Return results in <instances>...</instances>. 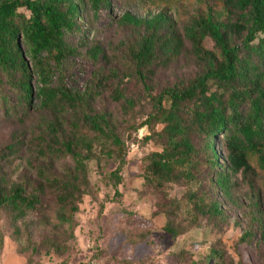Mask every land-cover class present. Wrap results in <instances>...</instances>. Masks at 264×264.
<instances>
[{
	"label": "trees",
	"instance_id": "1",
	"mask_svg": "<svg viewBox=\"0 0 264 264\" xmlns=\"http://www.w3.org/2000/svg\"><path fill=\"white\" fill-rule=\"evenodd\" d=\"M196 1L205 10L186 27L184 38L164 14L145 21L126 15L124 19L143 26L145 34L116 49L123 52L124 71L98 69L81 93L66 80L69 61L82 57L85 49L73 38H83V21L97 22L101 14H110L113 0H0V116L23 123L32 108H42L62 113L75 121L72 129L82 130L64 136L63 125L45 124L35 142L38 155L50 160L49 165L35 167L33 157H21L19 139L0 151V214H7L15 234L27 215L44 211L48 198L57 205V230L72 227L89 189L87 162L97 160L96 140L106 161L118 157L124 165L126 143L117 133L116 120L99 112L97 105L113 87L112 99L134 110L136 101L124 95L126 82L132 80L151 107L141 125L149 127L146 139L162 147L147 159L146 185L156 191L165 185L201 186L204 169L213 189L228 200L239 176L249 185L261 178L264 191V0ZM208 39L212 51L204 49ZM186 42L199 69L191 78L156 91L158 66L176 61ZM84 56L98 66L105 51L96 45ZM157 126L162 129L156 131ZM63 158L73 166L57 170ZM12 159L26 163L35 176L5 173ZM187 199L195 216L222 215L221 204L210 201L204 189L189 190ZM164 231L173 237L182 233L171 222ZM243 240L250 244L254 239L246 235ZM207 260L223 263L224 253L212 250Z\"/></svg>",
	"mask_w": 264,
	"mask_h": 264
},
{
	"label": "rangeland",
	"instance_id": "2",
	"mask_svg": "<svg viewBox=\"0 0 264 264\" xmlns=\"http://www.w3.org/2000/svg\"><path fill=\"white\" fill-rule=\"evenodd\" d=\"M204 10V5L196 0H113L110 14H101L97 22L83 21V38H73L85 49L82 57L70 60L66 66L67 85L84 93L98 69L105 73L111 69L124 71L123 52L116 49L121 43L131 44L145 34V28L128 23L126 15L145 21L164 14L184 38L186 27ZM96 45L105 51L98 66L84 56L87 49ZM203 45L208 51L214 50L209 39ZM198 64L190 43L186 42L176 61L166 68L158 66L156 91L191 78L199 69ZM124 87V95L136 101L134 110H125L112 99L113 87L97 105L99 112H107L116 120L117 133L126 143L124 165L120 166L118 157L106 161L109 158L102 146L93 134L85 132L89 139L97 141L93 148L97 160L87 162L89 189L72 227L57 230V205L52 198L47 199L44 211L29 214L18 224V234L7 214H0V264H88L94 259L103 264H218L207 260L212 250L224 253V261L219 264H264L261 178L253 179L252 185L240 176L234 178L232 200L213 189L204 169L199 176L201 186L165 185L162 191H156L146 185L147 159L161 152L162 147L146 139L150 137L149 127L141 126L151 111L141 86L132 80ZM53 122L64 126V136H72L76 130L82 133L81 127L72 129L76 128L75 121L62 113L32 108L23 123L0 116V151L19 139L21 157H33L35 167L49 165L50 160L38 155L35 140L45 124ZM161 129L156 127V131ZM10 162L4 167L8 175L35 176L19 159ZM67 166H73L69 158L57 161V170ZM199 188L209 194L210 201L221 204V216H195L187 194ZM168 222L180 228V236L173 237L164 231ZM246 235L254 239L250 244L243 240Z\"/></svg>",
	"mask_w": 264,
	"mask_h": 264
},
{
	"label": "built area",
	"instance_id": "3",
	"mask_svg": "<svg viewBox=\"0 0 264 264\" xmlns=\"http://www.w3.org/2000/svg\"><path fill=\"white\" fill-rule=\"evenodd\" d=\"M88 264H103V263H101L100 261L94 259L91 262H89Z\"/></svg>",
	"mask_w": 264,
	"mask_h": 264
}]
</instances>
